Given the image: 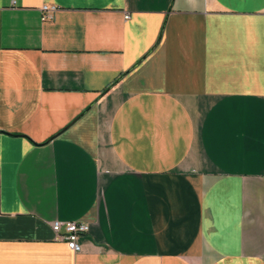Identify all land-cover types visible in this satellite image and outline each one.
I'll return each mask as SVG.
<instances>
[{"label":"crops","instance_id":"0c3cea01","mask_svg":"<svg viewBox=\"0 0 264 264\" xmlns=\"http://www.w3.org/2000/svg\"><path fill=\"white\" fill-rule=\"evenodd\" d=\"M0 264H264V0H0Z\"/></svg>","mask_w":264,"mask_h":264},{"label":"built area","instance_id":"2783aa9c","mask_svg":"<svg viewBox=\"0 0 264 264\" xmlns=\"http://www.w3.org/2000/svg\"><path fill=\"white\" fill-rule=\"evenodd\" d=\"M55 10L53 6L42 5L40 8L42 21L50 20ZM124 18L128 19L129 16L126 14ZM51 229L59 240L65 242L69 250L76 253L80 251L78 239L89 232L90 225L80 221H53Z\"/></svg>","mask_w":264,"mask_h":264}]
</instances>
